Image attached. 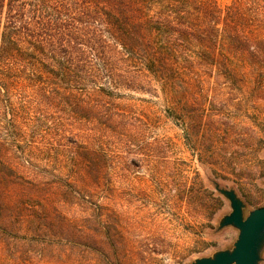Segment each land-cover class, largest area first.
I'll return each instance as SVG.
<instances>
[{
	"label": "trees",
	"instance_id": "trees-1",
	"mask_svg": "<svg viewBox=\"0 0 264 264\" xmlns=\"http://www.w3.org/2000/svg\"><path fill=\"white\" fill-rule=\"evenodd\" d=\"M240 67L264 68V0H0V185L18 186L12 213L0 194L9 256L81 263L77 220L48 201L97 178L96 124L116 121L105 98Z\"/></svg>",
	"mask_w": 264,
	"mask_h": 264
},
{
	"label": "rangeland",
	"instance_id": "rangeland-1",
	"mask_svg": "<svg viewBox=\"0 0 264 264\" xmlns=\"http://www.w3.org/2000/svg\"><path fill=\"white\" fill-rule=\"evenodd\" d=\"M218 71L179 82L175 93L156 82L153 93L105 98L116 121L96 124L107 129L92 141L104 155L97 178L78 196L48 201L77 220L80 264L191 263L231 249L239 230L219 229L232 208L216 183L236 191L245 217L264 206V76L255 77L264 68ZM0 187L12 213L18 186ZM54 261L39 250L11 257L0 240V264Z\"/></svg>",
	"mask_w": 264,
	"mask_h": 264
},
{
	"label": "water",
	"instance_id": "water-1",
	"mask_svg": "<svg viewBox=\"0 0 264 264\" xmlns=\"http://www.w3.org/2000/svg\"><path fill=\"white\" fill-rule=\"evenodd\" d=\"M215 189L230 201L232 208L220 220L219 229L227 226L237 228V240L231 249L219 250L212 256L179 264H259L264 249V206L250 211L245 217V204L234 189L220 187L218 183Z\"/></svg>",
	"mask_w": 264,
	"mask_h": 264
}]
</instances>
